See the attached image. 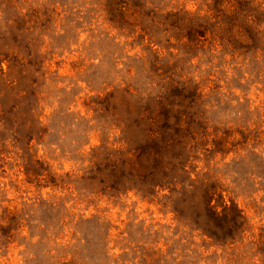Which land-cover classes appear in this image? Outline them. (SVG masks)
<instances>
[{
  "label": "rangeland",
  "instance_id": "rangeland-1",
  "mask_svg": "<svg viewBox=\"0 0 264 264\" xmlns=\"http://www.w3.org/2000/svg\"><path fill=\"white\" fill-rule=\"evenodd\" d=\"M10 1L26 11L24 23L14 21ZM148 1L156 12L139 14L131 33L107 21L106 0H0V53L31 60L25 75L0 74V106L16 104L11 120L35 126L26 153L4 133L0 264H264V23L249 49L226 2L218 19L209 0ZM27 20L34 31L19 32ZM143 90L159 104L154 139L162 121L178 128L190 177L216 178L241 210L238 237L221 242L191 231L186 209L172 210L179 199L162 196L166 189L113 192L93 173L90 157H111L132 136L122 128L142 125L135 113ZM20 154L61 175L62 186L27 178Z\"/></svg>",
  "mask_w": 264,
  "mask_h": 264
},
{
  "label": "trees",
  "instance_id": "trees-1",
  "mask_svg": "<svg viewBox=\"0 0 264 264\" xmlns=\"http://www.w3.org/2000/svg\"><path fill=\"white\" fill-rule=\"evenodd\" d=\"M148 2V0H121L120 4H116V0L115 2L106 0L104 5L106 6L107 21L120 29L128 26L130 28L129 31L133 33L137 27L141 26L137 24L142 21L138 19L139 14L145 10L147 13H151V10L156 12L150 2L149 6H146ZM222 2L231 5L233 13L231 11L228 13L230 24H236V27L243 31V39L249 42L246 43V47L255 49L256 43H260L263 37V30L258 28L264 23L261 16L264 14V8L262 9L261 6L262 3L256 0H209L206 7L215 15H219L220 13L218 19L223 17V12L221 14L220 10ZM122 3L127 6L129 16L132 17L131 19L127 16L125 10L120 8ZM7 7L17 11L14 21L18 19L20 22H23L26 19V11L23 12L22 8L15 1L7 3ZM35 25L36 22L31 25L30 20H27L25 24H21L20 31L17 30L25 34L30 31L32 33ZM200 25L204 26L205 24H199L198 26ZM22 54L15 52V56L10 57L4 52L0 53V74L9 75L10 69L13 68H16L17 72L24 74L31 60L23 62V58H25L27 52ZM2 62H6L5 69L1 67ZM8 82L10 83V88L13 89L12 81ZM16 92L18 94L25 93V89H20ZM144 95H146L147 101L141 103ZM149 95L148 91L143 90L140 99L136 98L138 104L137 113H135V117L137 118L136 123L142 125L134 132L128 126L122 128L126 132L130 130L132 136L130 138H122L118 149H114L110 153L111 157L108 158L102 152L99 163H97L96 156L90 157L91 168H95L93 173L102 174L103 177L99 179V182L105 183V188L108 187L109 191L113 192L132 190L135 193H140L142 196H157L159 189H166L168 193H164L162 196L165 197L166 202L173 197L179 199V204L172 205V210L183 216L185 215L183 209H186L190 219V225L187 226H189L191 231H198L202 236L220 240L221 242L238 237L242 232L244 224V216L241 210L233 200L224 199L216 178L208 179L203 178V176L190 177V174L185 170L184 164L186 157L185 144L182 146L184 139L178 134V128L167 126L162 121L157 126L159 131L158 139H154L153 134L155 130L150 128V126L154 125L151 119H153L152 115L155 109H158L159 104L154 98L149 99ZM25 96L26 94L22 97ZM150 102H153L156 107H149ZM16 110V104L8 107L0 106V170L3 168V156L1 154L3 153L4 142L6 140L4 138L6 131L10 133L11 140L19 142L22 145V152L26 153L31 148L32 129L34 131L35 126H21L26 121L20 124L13 122L11 116ZM187 113L185 116L191 121L185 129L191 132L195 127L192 123L196 116L191 109ZM20 129H23L22 136L19 134ZM100 148L101 145L92 148L90 155L97 153ZM174 149L177 150L176 155H179L182 150V155L175 156L173 154ZM18 158L21 160L26 177L30 180L31 178L40 179L42 181L41 186L57 188L61 187L64 183L61 175L50 170L47 165H43L42 161L36 158L33 159L31 154L27 157V160L23 154L18 155ZM182 175L184 176L183 180L177 179L182 177ZM60 264L73 263L62 262Z\"/></svg>",
  "mask_w": 264,
  "mask_h": 264
}]
</instances>
